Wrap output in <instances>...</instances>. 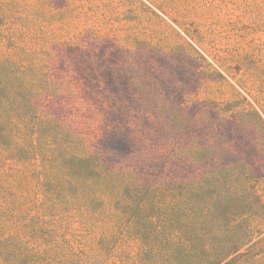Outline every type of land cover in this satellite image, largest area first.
Masks as SVG:
<instances>
[{"label":"rangeland","instance_id":"1","mask_svg":"<svg viewBox=\"0 0 264 264\" xmlns=\"http://www.w3.org/2000/svg\"><path fill=\"white\" fill-rule=\"evenodd\" d=\"M236 57H264V0H0V154L37 198L0 264H264Z\"/></svg>","mask_w":264,"mask_h":264},{"label":"trees","instance_id":"2","mask_svg":"<svg viewBox=\"0 0 264 264\" xmlns=\"http://www.w3.org/2000/svg\"><path fill=\"white\" fill-rule=\"evenodd\" d=\"M207 51H209L210 55H213L212 57H214V60L220 67L225 70L229 69V65L231 64L226 66L220 62L218 56L215 54V50L207 49ZM262 59L264 57L255 61L248 60L247 62L242 57H236L231 63L237 64L239 70H242L238 74L239 79H243V77L248 78L259 87V83L264 85V66L260 68ZM250 90L254 91L253 89ZM36 205V195L28 186L25 178L18 171L14 170L7 159L0 154V219L21 220L33 212Z\"/></svg>","mask_w":264,"mask_h":264}]
</instances>
